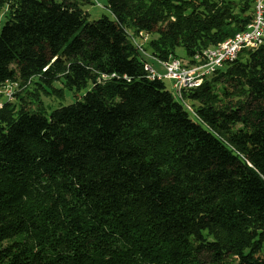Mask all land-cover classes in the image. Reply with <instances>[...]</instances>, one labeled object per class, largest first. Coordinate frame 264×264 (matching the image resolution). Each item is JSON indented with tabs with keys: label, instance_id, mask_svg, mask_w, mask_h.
<instances>
[{
	"label": "trees",
	"instance_id": "16d2710c",
	"mask_svg": "<svg viewBox=\"0 0 264 264\" xmlns=\"http://www.w3.org/2000/svg\"><path fill=\"white\" fill-rule=\"evenodd\" d=\"M84 1L0 0V83L45 45L65 82L98 85L49 117L20 96L0 108V264L244 263L264 248V46L185 93L189 112L130 36L157 21L156 56L193 64L253 0H106L96 21ZM202 232L228 259L198 251Z\"/></svg>",
	"mask_w": 264,
	"mask_h": 264
},
{
	"label": "rangeland",
	"instance_id": "374dc122",
	"mask_svg": "<svg viewBox=\"0 0 264 264\" xmlns=\"http://www.w3.org/2000/svg\"><path fill=\"white\" fill-rule=\"evenodd\" d=\"M238 1V0H236ZM86 5L83 9L88 14L89 21H96L102 15H108L105 8L106 0H85ZM6 9L0 14V28L5 22ZM164 26L157 21H148L141 31L142 35H133V44L137 46L143 57L147 59L148 64L159 74L163 75L164 70L157 64L159 59L155 53L154 48L149 44L150 41L157 39L163 33ZM177 57L184 61V52L181 48L176 49ZM23 59L13 64L16 71V78L14 82L17 84L15 90L14 102L18 101L19 96L25 100V106L30 109H40L44 112L46 117L53 115L62 108L69 107L75 104L81 95L86 90L97 89L98 85L92 81H75L72 84L65 82L64 75L68 63L63 57L60 50L50 49L45 45L33 47L28 49ZM170 57V56H169ZM169 57L167 59H169ZM170 90L169 81L163 80ZM225 78L221 79V82ZM98 83V82H97ZM17 95V96H16ZM186 108L189 112L190 104L185 102ZM252 239H255L256 233H252ZM195 243L198 251L208 258L209 254L216 252L222 259L229 257L223 250L218 248L215 241L209 237L205 232L194 235ZM246 261L241 264H261L264 262V248L259 246H251L245 251ZM232 259H237L234 257ZM231 259V260H232ZM208 260H210L208 258ZM214 260V259H213ZM215 261V260H214ZM238 260H235L237 262Z\"/></svg>",
	"mask_w": 264,
	"mask_h": 264
},
{
	"label": "built area",
	"instance_id": "2783aa9c",
	"mask_svg": "<svg viewBox=\"0 0 264 264\" xmlns=\"http://www.w3.org/2000/svg\"><path fill=\"white\" fill-rule=\"evenodd\" d=\"M130 38L133 40L132 36ZM261 46H264V0H253V18L246 29L216 46L205 49L200 56L194 58L193 64H185L179 58L170 56L166 61H157L164 70L163 75L148 63H144L143 68L148 79L169 81L174 99L185 105V93L199 87L227 64L235 62L244 50H254ZM16 88L17 84L13 80L0 83V108L4 102L14 101Z\"/></svg>",
	"mask_w": 264,
	"mask_h": 264
}]
</instances>
